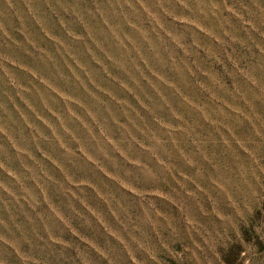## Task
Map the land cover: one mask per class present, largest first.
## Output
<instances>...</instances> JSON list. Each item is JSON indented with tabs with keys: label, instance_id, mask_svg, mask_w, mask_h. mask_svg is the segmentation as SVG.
I'll list each match as a JSON object with an SVG mask.
<instances>
[{
	"label": "rangeland",
	"instance_id": "obj_1",
	"mask_svg": "<svg viewBox=\"0 0 264 264\" xmlns=\"http://www.w3.org/2000/svg\"><path fill=\"white\" fill-rule=\"evenodd\" d=\"M0 264H264V0H0Z\"/></svg>",
	"mask_w": 264,
	"mask_h": 264
}]
</instances>
